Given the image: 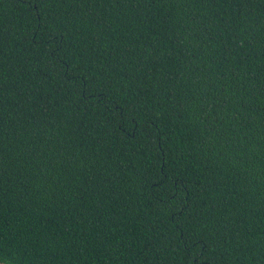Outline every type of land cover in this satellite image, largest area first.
Instances as JSON below:
<instances>
[{"label": "trees", "instance_id": "obj_1", "mask_svg": "<svg viewBox=\"0 0 264 264\" xmlns=\"http://www.w3.org/2000/svg\"><path fill=\"white\" fill-rule=\"evenodd\" d=\"M0 260L264 264V0H0Z\"/></svg>", "mask_w": 264, "mask_h": 264}, {"label": "water", "instance_id": "obj_2", "mask_svg": "<svg viewBox=\"0 0 264 264\" xmlns=\"http://www.w3.org/2000/svg\"><path fill=\"white\" fill-rule=\"evenodd\" d=\"M0 264H10V263H8V262H4V261H1V260H0Z\"/></svg>", "mask_w": 264, "mask_h": 264}]
</instances>
